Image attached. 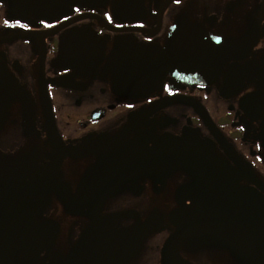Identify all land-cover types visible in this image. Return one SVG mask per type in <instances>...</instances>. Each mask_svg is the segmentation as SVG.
<instances>
[{
	"label": "flooded vegetation",
	"instance_id": "obj_1",
	"mask_svg": "<svg viewBox=\"0 0 264 264\" xmlns=\"http://www.w3.org/2000/svg\"><path fill=\"white\" fill-rule=\"evenodd\" d=\"M0 264H264V0H0Z\"/></svg>",
	"mask_w": 264,
	"mask_h": 264
}]
</instances>
